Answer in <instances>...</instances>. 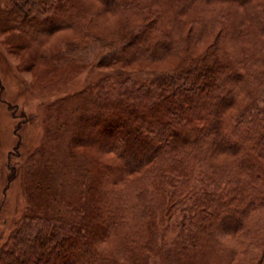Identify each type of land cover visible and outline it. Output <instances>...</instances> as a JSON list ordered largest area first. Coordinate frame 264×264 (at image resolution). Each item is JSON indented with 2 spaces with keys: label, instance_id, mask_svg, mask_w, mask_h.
Wrapping results in <instances>:
<instances>
[{
  "label": "trees",
  "instance_id": "1",
  "mask_svg": "<svg viewBox=\"0 0 264 264\" xmlns=\"http://www.w3.org/2000/svg\"><path fill=\"white\" fill-rule=\"evenodd\" d=\"M95 1L103 12L131 13L144 21L126 49L106 51L105 58L159 57L172 52L185 32L189 39L214 40L182 70L149 83L130 82L132 70H119L126 78L117 92L88 91L92 99L82 108L80 127L71 106L52 108V143L28 166L40 214L0 250V264H68L72 258L76 264H114L98 251L95 239L128 227L129 207L148 226L157 214H179L177 237L183 241L169 259L172 264L210 263L208 249L220 232L243 240L238 251L227 247L235 262L264 264V55H246L243 63L251 61L255 68L246 71L221 44L247 37L255 44L254 38L264 37V0ZM82 5L15 0L9 15L19 16L14 22L26 37L38 36L69 29ZM200 6L225 10L206 18ZM89 111L96 113L93 120ZM126 115L128 124L122 121ZM78 134L86 136L82 145H103L116 156L120 179H142L131 188V199L111 194L100 183L109 181L105 173L93 186L92 162L73 149ZM107 166L112 174L114 168Z\"/></svg>",
  "mask_w": 264,
  "mask_h": 264
},
{
  "label": "rangeland",
  "instance_id": "2",
  "mask_svg": "<svg viewBox=\"0 0 264 264\" xmlns=\"http://www.w3.org/2000/svg\"><path fill=\"white\" fill-rule=\"evenodd\" d=\"M77 1L83 4V8L78 20L69 29L26 37L14 22L19 16L10 19L9 13L16 8L15 0H0V250L20 227L30 221L32 215L40 214V203L33 200L36 194L28 175V166L41 148L52 143L49 126L51 110L56 104L64 102L71 106L76 113V125L80 127L82 108L92 99L88 91L96 96L117 92L126 78L125 72L119 70H132L130 82L149 83L155 77L182 70L192 59L205 54L209 46L206 41L212 43L214 40V36L207 39L193 36L189 39L185 32L180 40L177 39V46L172 52L159 57H151L148 53L130 59L124 56L105 58L106 51H120L130 44V34L144 21L131 13L112 15L103 12L95 0ZM217 10L225 9L199 8L206 18L213 16ZM230 10L240 11L236 7ZM248 38L229 43L221 40L238 68L246 71L255 69L253 62L243 63L246 55L256 59L264 55V37L254 38L259 39L255 44H250ZM95 115L88 112L90 120ZM130 117L124 116L123 123L128 124ZM85 137L78 134L75 137L78 142L73 149L78 156H85L92 162L93 186L101 183L111 194L119 197L123 194L131 199V188L142 184V179L136 176L131 181L130 176L120 179L117 173L120 162L116 156L103 145H82L81 139ZM105 146H108L107 141ZM107 165L115 169L112 174L106 172ZM102 173L110 178L109 181L106 178V181L98 182ZM136 215V211L129 207L125 216L128 227L123 231L121 227L119 232L117 228L111 229L96 238L98 251L113 257L114 264H172L169 259L176 246L183 241L177 237V226L181 220L179 214L170 218L157 214L151 226L138 220ZM43 232L47 234L45 230ZM145 235L147 238H143ZM240 241L243 240L239 237L218 233L217 243L208 249L210 263L207 264H240L227 250V247H232L238 251ZM77 262L72 258L68 264Z\"/></svg>",
  "mask_w": 264,
  "mask_h": 264
}]
</instances>
